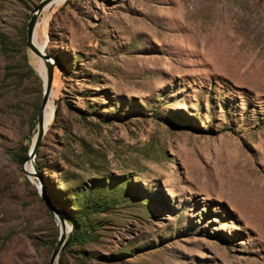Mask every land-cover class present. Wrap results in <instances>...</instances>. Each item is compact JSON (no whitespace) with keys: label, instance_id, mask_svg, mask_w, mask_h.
I'll list each match as a JSON object with an SVG mask.
<instances>
[{"label":"rangeland","instance_id":"1","mask_svg":"<svg viewBox=\"0 0 264 264\" xmlns=\"http://www.w3.org/2000/svg\"><path fill=\"white\" fill-rule=\"evenodd\" d=\"M38 1L0 0V264H48L60 229L42 198L64 220L53 264H264V0L42 10L55 114L25 161Z\"/></svg>","mask_w":264,"mask_h":264},{"label":"water","instance_id":"2","mask_svg":"<svg viewBox=\"0 0 264 264\" xmlns=\"http://www.w3.org/2000/svg\"><path fill=\"white\" fill-rule=\"evenodd\" d=\"M49 1L50 0H39L35 4V6L32 8L30 15L27 19L26 29L24 30V34H25L24 44L36 57H38L41 60L42 65H43V70H42L43 78L41 80V84H42L41 98H40L39 106L37 110L35 111V115H34L36 131H35L34 138L29 148L27 149L26 156L24 157L25 161L31 160V158L33 157L34 151L37 149L39 142L43 136L44 130L46 128V125H47L45 123L46 120H45L44 110L47 106V101H48L49 92L51 88L50 80H51V71L53 70V66H54V61L48 54H46L43 51L42 48H39L32 43V31L34 30L37 16L48 5ZM42 199L44 203L47 204L48 210L51 213L57 215L58 222H59L60 230L58 231L56 242H55L56 244L50 253V257L48 261V264H53V261L55 257L57 256L58 252L62 249L63 245H65L64 243L67 241V240L65 242L62 241V237H63L62 231L64 230V220H63L62 215L58 213L56 209H54L50 204H48L44 200V198Z\"/></svg>","mask_w":264,"mask_h":264},{"label":"bare ground","instance_id":"3","mask_svg":"<svg viewBox=\"0 0 264 264\" xmlns=\"http://www.w3.org/2000/svg\"><path fill=\"white\" fill-rule=\"evenodd\" d=\"M62 0H50L49 1V3H48V5L44 8V9H46V8H49L50 6H52V5H56V4H59L60 2H61ZM43 9V10H44ZM32 43L35 45V46H37V47H39V48H42L43 49V51H44V47H45V39H41L39 42H36L35 40H34V35H33V33H32ZM36 66H37V71L40 73V75L42 76V78H43V73H42V70H43V65H42V62H41V60L38 58L37 59V62H36ZM50 104V105H49ZM52 104H51V102H50V98L48 97V101H47V106H46V108H45V110H48L49 108H50V106H51ZM44 110V115H45V123L47 124L46 125V128H47V126H48V124H49V119H51L52 118V116H53V110H54V108L52 107L51 109H50V111H49V113L47 114V112ZM46 128H45V130H46ZM45 130H44V132H45ZM26 167L28 168V166H27V164H26ZM30 169V168H29ZM40 188V187H39ZM67 230V228L65 229V231Z\"/></svg>","mask_w":264,"mask_h":264},{"label":"trees","instance_id":"4","mask_svg":"<svg viewBox=\"0 0 264 264\" xmlns=\"http://www.w3.org/2000/svg\"><path fill=\"white\" fill-rule=\"evenodd\" d=\"M53 114H55V110H53ZM100 208H106V204L102 201H97V200H93L90 202V205L87 207L86 211H97L99 210ZM72 228L74 229L73 232L70 233L69 235V238H68V242H71V241H76L78 240V233L76 232V228H79V222L77 220H72ZM85 227L87 226H84L83 229L85 230ZM89 227V226H88Z\"/></svg>","mask_w":264,"mask_h":264}]
</instances>
